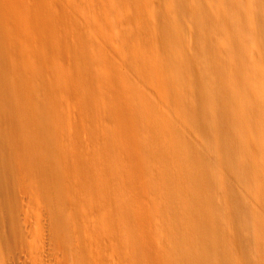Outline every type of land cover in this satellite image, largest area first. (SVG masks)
Returning a JSON list of instances; mask_svg holds the SVG:
<instances>
[{
	"label": "rangeland",
	"instance_id": "obj_1",
	"mask_svg": "<svg viewBox=\"0 0 264 264\" xmlns=\"http://www.w3.org/2000/svg\"><path fill=\"white\" fill-rule=\"evenodd\" d=\"M185 13L197 0H0V264L11 238L15 264H259L250 240L225 247L193 185L220 158L193 112L210 42Z\"/></svg>",
	"mask_w": 264,
	"mask_h": 264
},
{
	"label": "bare ground",
	"instance_id": "obj_2",
	"mask_svg": "<svg viewBox=\"0 0 264 264\" xmlns=\"http://www.w3.org/2000/svg\"><path fill=\"white\" fill-rule=\"evenodd\" d=\"M197 7L198 17L185 13L183 18L202 28L210 45L205 52L209 67L207 78L204 77L205 103L193 112L198 124L196 116L201 110L207 146L220 159L203 177L193 172V185H208L209 203L215 207V222L225 247L241 249L245 255L242 241L250 240L246 254L251 255L257 246L262 251L257 262L264 264V35L257 29H247L251 23L257 27L261 22L258 14L264 10V0H197ZM176 43L177 52L188 55ZM248 53L254 55L251 63ZM193 64L194 60L186 58L182 65L189 71ZM222 193L224 201L215 203L214 197ZM197 194L191 190L189 203L204 205L205 197L198 190ZM249 197L253 202L259 199V206H254ZM60 213L55 226L63 261L62 257H70V250L68 229ZM197 220L203 221L200 215ZM8 248L9 259L17 263L21 256L19 240L11 238ZM250 263L246 259V264Z\"/></svg>",
	"mask_w": 264,
	"mask_h": 264
}]
</instances>
